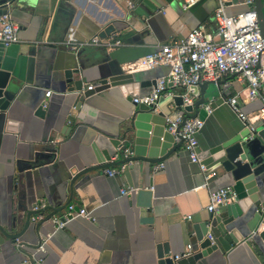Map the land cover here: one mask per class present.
I'll use <instances>...</instances> for the list:
<instances>
[{
  "label": "crops",
  "instance_id": "1",
  "mask_svg": "<svg viewBox=\"0 0 264 264\" xmlns=\"http://www.w3.org/2000/svg\"><path fill=\"white\" fill-rule=\"evenodd\" d=\"M128 2L135 6L130 8ZM183 2L25 0L11 11L12 19L20 26V44L34 52L36 65L33 83L23 85L10 110V117L21 123V130L8 132L0 127V218L11 219L16 214L24 221L26 211L35 203L63 204L71 193L72 172L95 162L94 147H105L108 134H122L134 109L133 101L114 87L93 93L75 120L68 121L72 99L66 96L65 72L79 66L87 80L86 90L122 66L139 72L142 80H149L140 87V95L149 94L170 67L139 68L133 62L165 43L185 37L201 24L208 30L217 26L219 0H200L189 9L183 8ZM246 8L244 2L226 5V12L234 15ZM112 23L117 27L113 35L125 43L121 47L110 50L87 46L74 51L61 43L72 26L78 38L87 39ZM224 79L227 90L222 85H210L208 101L212 100L214 111L208 114L200 109L199 117L204 120L197 133L200 151L249 134L244 122L225 103L227 95L240 93L246 113L256 111L262 104L258 99L243 101L247 81L239 75ZM49 90L52 92L48 97ZM170 91L175 95L184 92L174 86ZM45 102L44 116L36 115L37 108ZM176 109L173 96L168 94L157 103V111L166 114L175 115ZM64 125L75 131L65 135L61 132ZM163 165L160 171L153 169L147 174L146 186L138 185L137 170L133 171L135 187L130 186L124 174L113 177L96 171L80 178L71 202L89 210L91 218H76L58 230L45 222L42 228L52 233L43 248L36 251L42 264H158L156 245L160 242H167L173 254H182L188 243L194 251L192 224L207 215L211 192L230 181L220 173L204 174L184 145ZM123 189L132 192L122 194ZM187 215L192 218L187 219ZM0 264H11L6 253H0ZM207 264H264V242L249 239L226 255L207 257Z\"/></svg>",
  "mask_w": 264,
  "mask_h": 264
},
{
  "label": "water",
  "instance_id": "2",
  "mask_svg": "<svg viewBox=\"0 0 264 264\" xmlns=\"http://www.w3.org/2000/svg\"><path fill=\"white\" fill-rule=\"evenodd\" d=\"M244 1L228 0L225 5ZM23 3L25 0H0V15L8 12L12 15L11 11ZM247 9L248 7L245 10ZM255 9L264 40V0H255ZM116 29L114 23L109 24L100 31L99 36L103 38L110 36ZM35 65L34 52L29 47L21 45L20 41L10 45L0 42V127L8 132H19L22 128L20 122L10 117V110L23 85L33 83ZM65 75L68 84L66 96L72 99L70 114L67 117L70 122L75 120V115L93 93L114 87H118L125 96L129 97V100L133 101L134 109L124 124L122 134H105L107 136L105 147L102 149L94 147L95 162L72 172L71 193L63 204L55 205L49 202L35 209L34 207L39 205L35 203L33 209L26 211L24 221L16 214L11 219L0 218V253H6L11 264H42V257L36 251L43 247V242L52 233L42 226L45 222H51L55 227L52 219L58 215V212L67 209L80 178L91 176V173L96 171L106 174L105 169L124 165L121 173L113 177L124 174L130 186L135 187L133 171L137 170L138 185L146 186L147 174L153 169L155 172L163 169L162 167L155 170V166L164 164L166 159L184 145V139L178 132L188 118L199 117L201 105L208 102V96L212 93L210 85L221 87L226 82L225 79L205 80L193 85L192 95L196 100L192 104H184L181 94L174 95L176 110L184 113V120L173 133L167 129V117L175 116L171 114L172 112L166 114L157 111V104L147 105L133 100L134 97L143 96L140 95V87H144L149 82L142 80L139 72L127 71L120 66L100 78L96 86L86 90L84 83L87 80L82 76L79 66L69 68ZM237 75L239 74H232V77ZM171 86L173 85L170 84ZM46 105V102L42 103L35 114L43 117ZM192 112L194 113L191 114ZM254 126L256 130L253 139L249 138L248 134L245 138L232 143H219L199 150L201 162L198 164L205 166L204 170L201 169L202 172L208 176L220 173L226 177L230 184L222 188L231 187L237 193V199L219 206L216 211H208L205 217L192 224L191 231L196 241V248L194 247V252L189 256L176 259L177 254L172 253L167 242L158 243L156 245L158 264H207V257L216 253L226 255L249 239L260 238L264 242V121L259 120ZM73 129L64 125L61 132L68 136L75 131ZM87 211L91 218L90 211ZM36 215L43 217L33 220V216ZM60 218L66 219L64 214L60 215ZM74 219L76 218H71L66 225ZM55 229L58 230L56 227ZM209 235L213 236V239H210Z\"/></svg>",
  "mask_w": 264,
  "mask_h": 264
},
{
  "label": "built area",
  "instance_id": "3",
  "mask_svg": "<svg viewBox=\"0 0 264 264\" xmlns=\"http://www.w3.org/2000/svg\"><path fill=\"white\" fill-rule=\"evenodd\" d=\"M200 0H184L183 8L189 9ZM247 10L230 15L226 12L224 0H219V6L215 11L217 26L215 30H208L201 24L188 32L180 39L163 44L158 51L142 56L133 62L139 68H155L166 65L170 67L167 75L157 80L156 86L146 95L134 97L136 103L147 105L157 104L162 95L174 96L170 91V84L184 90L181 93L184 104L194 102L193 90L191 87L205 80H223L226 76L238 73L240 78L247 81L246 96L244 102L260 100L262 107L254 112L246 113L240 102V93L230 94L224 99L230 108L237 114L249 131L248 137L253 139L256 130L254 123L264 121V40L261 35L258 15L255 9V0H245ZM130 8L135 5L128 2ZM20 26L12 19L10 12L0 15V42L10 45L20 41ZM69 50L77 51L87 46H100L107 49H115L125 45L124 41L115 35L105 38L95 35L87 39H80L76 36L74 26L68 29L67 35L61 42ZM224 90L228 89V84L222 85ZM90 85L88 88H93ZM51 90L47 91L46 96H50ZM227 92V91H225ZM201 107L211 114L214 111L212 100L201 105ZM184 120V113L178 112L175 116L167 117V129L173 133ZM204 125V120L200 117L188 118L181 126L178 134L184 139V147L189 153L193 162H201L199 157V141L197 133ZM128 153L129 150L127 149ZM163 163L157 164L155 170L162 168ZM204 170L205 166L200 165ZM124 169L120 167L107 168L104 172L110 176H116ZM131 192L123 189L122 194ZM237 199V193L231 187H224L212 191L210 203L207 210L216 211L217 208L226 203ZM41 205L34 208L38 209ZM66 217L62 220L60 216L52 219L57 229L65 228L66 223L71 218L79 216L90 218L89 212L84 207H77L75 203H70L64 213ZM43 215L33 216V220H38ZM191 219L192 215H187ZM210 239L213 236L209 235ZM43 248V247H41ZM193 246L191 243L186 245L182 254L175 255V258L186 257L192 254Z\"/></svg>",
  "mask_w": 264,
  "mask_h": 264
}]
</instances>
